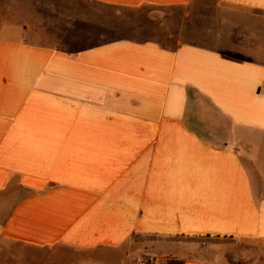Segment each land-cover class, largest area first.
<instances>
[{
    "label": "crops",
    "instance_id": "0c3cea01",
    "mask_svg": "<svg viewBox=\"0 0 264 264\" xmlns=\"http://www.w3.org/2000/svg\"><path fill=\"white\" fill-rule=\"evenodd\" d=\"M90 1L167 10L168 41L84 44L101 39L87 16L51 44L18 25L0 37V241L41 253L24 264H222L190 240L204 237L264 247V0Z\"/></svg>",
    "mask_w": 264,
    "mask_h": 264
},
{
    "label": "rangeland",
    "instance_id": "374dc122",
    "mask_svg": "<svg viewBox=\"0 0 264 264\" xmlns=\"http://www.w3.org/2000/svg\"><path fill=\"white\" fill-rule=\"evenodd\" d=\"M22 1L29 7L15 5L12 0H0L2 39H17L19 34L15 26L18 25L25 30V37L28 40L51 44L55 42L59 27H63L65 19L87 16L92 20L94 18L96 25L91 28L86 25V31L96 33L101 39L94 41L90 38L81 41L84 44L120 38L136 40L157 38L168 41L167 36L158 28V23L167 17V10L111 8L97 5L90 0ZM190 240L201 245L208 256L219 259L222 264H264V247L249 241L212 238ZM37 254L41 256V253L30 248L0 241V264H24L25 259H30L28 256ZM224 260L227 262L224 263Z\"/></svg>",
    "mask_w": 264,
    "mask_h": 264
},
{
    "label": "trees",
    "instance_id": "16d2710c",
    "mask_svg": "<svg viewBox=\"0 0 264 264\" xmlns=\"http://www.w3.org/2000/svg\"><path fill=\"white\" fill-rule=\"evenodd\" d=\"M220 55L225 57V58H229L231 60H235V61H238V62H251L250 59L245 58V57H243L241 55H238V54H231V53H228V52H220ZM204 238H210V237H204ZM212 239H214V240H225V238L220 239L218 237H213Z\"/></svg>",
    "mask_w": 264,
    "mask_h": 264
}]
</instances>
